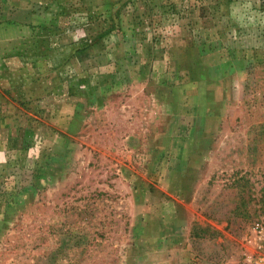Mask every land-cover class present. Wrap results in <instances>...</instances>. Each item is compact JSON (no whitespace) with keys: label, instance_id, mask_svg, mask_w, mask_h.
<instances>
[{"label":"rangeland","instance_id":"374dc122","mask_svg":"<svg viewBox=\"0 0 264 264\" xmlns=\"http://www.w3.org/2000/svg\"><path fill=\"white\" fill-rule=\"evenodd\" d=\"M262 198L264 0H0V264H264Z\"/></svg>","mask_w":264,"mask_h":264},{"label":"trees","instance_id":"16d2710c","mask_svg":"<svg viewBox=\"0 0 264 264\" xmlns=\"http://www.w3.org/2000/svg\"><path fill=\"white\" fill-rule=\"evenodd\" d=\"M261 202L263 203L261 208H262V209H264V198H262ZM254 224H255V226H258V227H260V226H261V224H263V223H262V222H260V221H257V222H255Z\"/></svg>","mask_w":264,"mask_h":264}]
</instances>
